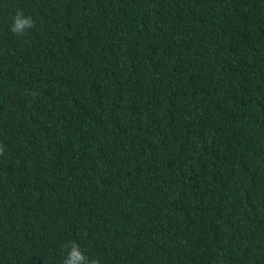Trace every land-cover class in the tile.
<instances>
[{"label": "trees", "instance_id": "1", "mask_svg": "<svg viewBox=\"0 0 264 264\" xmlns=\"http://www.w3.org/2000/svg\"><path fill=\"white\" fill-rule=\"evenodd\" d=\"M0 147V264H264V0H0Z\"/></svg>", "mask_w": 264, "mask_h": 264}, {"label": "clouds", "instance_id": "2", "mask_svg": "<svg viewBox=\"0 0 264 264\" xmlns=\"http://www.w3.org/2000/svg\"><path fill=\"white\" fill-rule=\"evenodd\" d=\"M35 27V21L31 16H25L23 11H17L13 16V22L10 31L14 36H24L28 30ZM4 149L0 147V155H3ZM64 250L67 255L62 260V264H99V260L86 254L76 241H70L64 244Z\"/></svg>", "mask_w": 264, "mask_h": 264}]
</instances>
